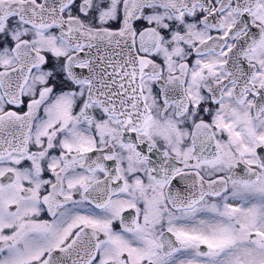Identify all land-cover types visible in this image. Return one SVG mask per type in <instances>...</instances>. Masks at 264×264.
<instances>
[{"label":"snow or ice","instance_id":"obj_1","mask_svg":"<svg viewBox=\"0 0 264 264\" xmlns=\"http://www.w3.org/2000/svg\"><path fill=\"white\" fill-rule=\"evenodd\" d=\"M0 264H264V0H0Z\"/></svg>","mask_w":264,"mask_h":264}]
</instances>
